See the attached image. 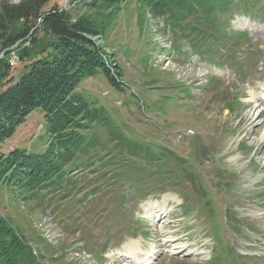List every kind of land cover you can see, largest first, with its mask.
I'll use <instances>...</instances> for the list:
<instances>
[{
	"label": "rangeland",
	"instance_id": "obj_1",
	"mask_svg": "<svg viewBox=\"0 0 264 264\" xmlns=\"http://www.w3.org/2000/svg\"><path fill=\"white\" fill-rule=\"evenodd\" d=\"M21 1L0 0V7ZM88 1L45 0L41 8L66 11L74 19ZM240 4L243 9L238 12L233 5L224 8L236 13L225 14L230 35L220 39L222 48L214 55L189 45L192 39L202 42L199 28L185 37L173 36L165 24L169 14L155 16L137 0L114 9L98 40L109 54L112 70L119 69L129 87L117 92L97 73L83 80L77 92L103 105L120 129L129 123L133 130L125 127L128 135L166 136L157 139L173 153L167 158L171 162L165 163L172 168H159L148 177L136 172L139 165L131 177H121L114 167L101 168L102 160L95 156L102 158L113 143L109 126L96 121L89 133L101 138L102 145L76 153L64 165L68 171L61 189L36 191L25 200L0 187V215L10 220L40 262L135 264L118 256L137 239L146 252L153 242L161 245L153 264H208L212 256L209 264H264V103L257 97L264 84V0ZM18 21L13 27H21L22 18ZM245 22L250 29H243ZM237 31L249 34L241 37ZM232 38L236 41L230 43ZM28 39L0 45V77L7 70L0 90L24 72L19 51L30 45ZM175 43L180 48L176 53ZM217 57L225 63L218 64ZM132 89L140 98L132 97ZM49 141L43 113L36 108L11 138L0 143V152L18 147L39 154ZM128 161L132 165V159ZM154 204L169 213L150 217L145 211L154 222L161 219L156 225L148 219L136 221L139 208ZM138 213L142 218L144 214ZM142 228L152 230L150 238L140 235ZM170 239L193 252L171 255L164 244Z\"/></svg>",
	"mask_w": 264,
	"mask_h": 264
},
{
	"label": "trees",
	"instance_id": "obj_2",
	"mask_svg": "<svg viewBox=\"0 0 264 264\" xmlns=\"http://www.w3.org/2000/svg\"><path fill=\"white\" fill-rule=\"evenodd\" d=\"M44 1L22 0L19 4H2L0 7V45L8 40L12 44L20 37L30 40V45L19 51L20 59L25 61L24 72L0 90V143L11 138L16 127L36 108L43 113L45 130L50 138L47 148L39 154L18 147L0 152V187L25 200L36 191L61 189L63 181H60L68 171L63 169L64 165L76 153L85 154L90 148L102 145L101 138L98 140L95 134L89 133L96 121L109 126L107 134L113 143V148L106 155L102 154V158L95 156L99 162L102 160L101 168L114 167V172L121 177H131L136 165L140 168L136 172L145 177L159 168L171 170L172 167H165V163L171 162V158L170 161L167 158L173 153L157 139L166 136L151 137L142 132L128 135L124 128L132 132L129 123L120 129L113 124L103 105L77 92L83 80L97 73H102L117 92H125L129 87L122 72L112 70L109 54L98 39L110 23L114 9L131 0H91L74 19L59 9L43 11ZM137 1L150 7L155 16L169 14L165 24L169 23L167 27L175 37H185L199 28L202 42L192 39L189 45L196 52L208 51L210 55L221 46L220 39L230 35L225 14L232 15L234 11L224 8L233 5L239 11L242 7L241 0ZM20 17L21 27H13L15 23L19 25ZM162 28L165 29L164 25ZM176 43L175 53L180 50ZM6 72L2 70L0 79L5 78ZM132 90V97L140 98V94ZM136 106L139 111L143 109L141 103ZM129 159H132V165ZM145 163H149L148 168ZM0 264H45L3 215H0Z\"/></svg>",
	"mask_w": 264,
	"mask_h": 264
},
{
	"label": "bare ground",
	"instance_id": "obj_3",
	"mask_svg": "<svg viewBox=\"0 0 264 264\" xmlns=\"http://www.w3.org/2000/svg\"><path fill=\"white\" fill-rule=\"evenodd\" d=\"M261 89L262 90H258V94H257L258 98H260V99L264 98V84L261 85ZM262 100H264V99H262ZM145 211H146V214L150 217H157V216L161 217V215H164L166 213V210L164 207H160V209H157L155 204L149 205L148 209ZM138 243H139L138 241H135V242H131V243L126 244V247H125L126 249L124 251L120 252V256L122 258H124L125 261H129V260L134 261L135 258H137L136 256L138 255V252H139V254L142 252V254H144V255H143V258L141 259V261H139V263L149 264L152 261V257L155 255L156 249L154 248V246H152L150 251L144 252L143 249L138 245ZM173 248H175V247L170 248L171 252H174Z\"/></svg>",
	"mask_w": 264,
	"mask_h": 264
}]
</instances>
